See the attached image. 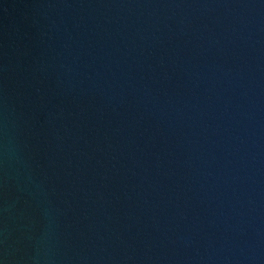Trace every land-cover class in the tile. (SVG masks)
I'll return each instance as SVG.
<instances>
[{"label":"water","instance_id":"water-1","mask_svg":"<svg viewBox=\"0 0 264 264\" xmlns=\"http://www.w3.org/2000/svg\"><path fill=\"white\" fill-rule=\"evenodd\" d=\"M0 264H264V0H0Z\"/></svg>","mask_w":264,"mask_h":264}]
</instances>
